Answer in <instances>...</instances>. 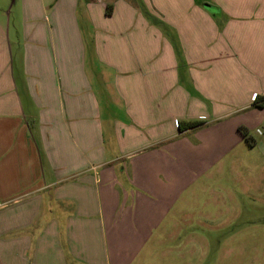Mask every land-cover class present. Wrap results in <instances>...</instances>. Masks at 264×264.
Returning <instances> with one entry per match:
<instances>
[{"label":"crops","instance_id":"1","mask_svg":"<svg viewBox=\"0 0 264 264\" xmlns=\"http://www.w3.org/2000/svg\"><path fill=\"white\" fill-rule=\"evenodd\" d=\"M0 264H264V0H0Z\"/></svg>","mask_w":264,"mask_h":264},{"label":"trees","instance_id":"2","mask_svg":"<svg viewBox=\"0 0 264 264\" xmlns=\"http://www.w3.org/2000/svg\"><path fill=\"white\" fill-rule=\"evenodd\" d=\"M108 11V7H107V10ZM260 98L261 97H256L255 98V102H256V105L257 106H262V102H263V99L260 101ZM201 124V121H180L178 122V126L179 128H186V127H194V126H197V125H200ZM247 133L243 131V135H246ZM247 141L249 142V144H252L253 141L251 140L250 137H246Z\"/></svg>","mask_w":264,"mask_h":264},{"label":"rangeland","instance_id":"3","mask_svg":"<svg viewBox=\"0 0 264 264\" xmlns=\"http://www.w3.org/2000/svg\"><path fill=\"white\" fill-rule=\"evenodd\" d=\"M114 20H115V21H117V19H116V18H114Z\"/></svg>","mask_w":264,"mask_h":264},{"label":"water","instance_id":"4","mask_svg":"<svg viewBox=\"0 0 264 264\" xmlns=\"http://www.w3.org/2000/svg\"><path fill=\"white\" fill-rule=\"evenodd\" d=\"M207 7H209V6H207Z\"/></svg>","mask_w":264,"mask_h":264}]
</instances>
